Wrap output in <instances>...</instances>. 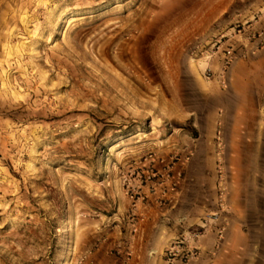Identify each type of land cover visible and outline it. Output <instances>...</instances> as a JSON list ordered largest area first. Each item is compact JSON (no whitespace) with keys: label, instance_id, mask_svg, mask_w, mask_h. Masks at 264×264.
<instances>
[{"label":"rangeland","instance_id":"1","mask_svg":"<svg viewBox=\"0 0 264 264\" xmlns=\"http://www.w3.org/2000/svg\"><path fill=\"white\" fill-rule=\"evenodd\" d=\"M173 182L207 261L264 264V0H0V264H82Z\"/></svg>","mask_w":264,"mask_h":264},{"label":"crops","instance_id":"2","mask_svg":"<svg viewBox=\"0 0 264 264\" xmlns=\"http://www.w3.org/2000/svg\"><path fill=\"white\" fill-rule=\"evenodd\" d=\"M142 193L146 197L137 201L135 209L143 217L139 230L119 231L114 226L94 231L93 243L80 246L82 264H165V249L175 238L186 233L183 229L194 224L197 217H183L174 211V207L169 209L154 204L147 186L142 188ZM197 244L201 253L199 261L194 264H226L221 258L212 263L206 260L208 253L213 251L209 238L200 239ZM230 248L237 252V248Z\"/></svg>","mask_w":264,"mask_h":264},{"label":"built area","instance_id":"3","mask_svg":"<svg viewBox=\"0 0 264 264\" xmlns=\"http://www.w3.org/2000/svg\"><path fill=\"white\" fill-rule=\"evenodd\" d=\"M177 188V182H173L172 185L166 189L158 186H153L151 189L153 194L156 197L157 205H165L169 199L168 195L170 192H175ZM139 198L133 203L132 208H136L137 201ZM142 215H140V221L142 220ZM207 224L202 225L203 228H207ZM135 232V231H133ZM206 232V230H205ZM204 232V233H205ZM211 232V231H209ZM222 231H218L217 234H221ZM203 236L202 233H194V232H186L181 236L175 238L170 245L165 249L163 253V259L165 264H194L200 258V248L197 244L198 239Z\"/></svg>","mask_w":264,"mask_h":264}]
</instances>
